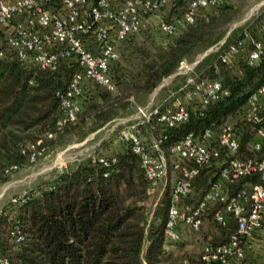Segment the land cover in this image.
<instances>
[{
  "label": "trees",
  "instance_id": "trees-1",
  "mask_svg": "<svg viewBox=\"0 0 264 264\" xmlns=\"http://www.w3.org/2000/svg\"><path fill=\"white\" fill-rule=\"evenodd\" d=\"M213 7V11L202 8L195 21L184 23L166 44L146 43V38L137 41L134 37L121 44L119 41L118 58L108 64L112 88L83 79L80 107L72 119L61 123L57 122L62 117L59 96L65 93L78 66L63 59L54 69L27 63L0 27V182L12 170L31 163L44 148L56 146L66 133L84 135L95 130L125 107L130 97L153 89L163 76L176 69L179 60L218 42L225 33L224 25L232 18L233 5L230 0H217ZM242 37L247 50L254 41L264 43V10L230 31L214 52L198 63L203 72L193 75L217 78L227 89L223 97L209 103L201 114H191L172 127L164 128L155 118L144 122L155 134L153 139L160 138L163 152L168 154L170 143L184 133L197 134L206 126L217 128L229 122L239 135L240 155H253L250 140L259 123L246 120L240 106L250 92L264 83V53L254 63H248L246 55H241L236 71L234 65L220 59L228 44ZM90 80L84 88V82ZM262 153L260 150L255 154ZM100 157L88 155L68 162L45 180L12 194L0 206V261L207 264L200 257L203 244L224 242L234 230L228 216L227 224L220 225L225 232L205 240L200 250L185 249L180 236L169 239L163 234L168 188L151 208L153 191L148 189L139 155L129 144ZM207 167L210 166H202L194 178L192 190L198 192L197 198L205 189L203 184L208 185L214 178L205 173ZM246 180L259 181L260 177L257 173L243 177L236 186ZM262 224L261 259L253 261L250 252H246L235 264H264V215ZM211 264L220 263L213 259Z\"/></svg>",
  "mask_w": 264,
  "mask_h": 264
},
{
  "label": "built area",
  "instance_id": "built-area-1",
  "mask_svg": "<svg viewBox=\"0 0 264 264\" xmlns=\"http://www.w3.org/2000/svg\"><path fill=\"white\" fill-rule=\"evenodd\" d=\"M174 0H0V27L8 34L18 56L34 62L42 68L54 69L58 60L73 62L78 69L71 76L65 93L60 94L62 117L72 119L80 107L79 94L85 78L107 89L112 88L108 64L116 57V44L130 33L157 29L167 36L179 32V25L195 21L202 8L215 5L217 0H185L177 15L158 17L153 24L150 15H157L159 8L169 6ZM56 9V12H52ZM18 16L14 23V16ZM42 29V31H40ZM89 37L92 39L90 40ZM244 38L230 42L220 54V59L234 65L242 55ZM264 53V43L254 41L246 52V61L254 63ZM235 59V61L232 60ZM184 59L177 69H191ZM188 88L182 99L160 104L147 109L137 106L139 122L152 118L165 127H172L188 119L191 114H201L206 106L223 97L227 89L217 78H196L190 72L185 76ZM242 116L259 123L252 134L251 156H241L240 139L229 122L217 128L204 127L199 133L187 132L168 146L170 170L175 172L169 185V202L163 225V234L169 239L179 235L182 220L191 229H198L203 216L210 210L212 219L219 225L227 224L228 216L234 224L226 241L202 246L201 259L211 264L217 259L220 264H235L246 252L259 243L264 215V83L249 93L240 106ZM119 138L129 144L139 155L140 164L147 180L148 189L156 190V199L163 192L167 175V161L160 138L145 145L139 130H123ZM263 150L261 155L256 151ZM102 158V157H99ZM202 166H213L211 176L203 193L193 204L184 202L194 186V178ZM257 173L259 181L236 182ZM5 259L0 261L4 264ZM256 264V263H253Z\"/></svg>",
  "mask_w": 264,
  "mask_h": 264
},
{
  "label": "rangeland",
  "instance_id": "rangeland-1",
  "mask_svg": "<svg viewBox=\"0 0 264 264\" xmlns=\"http://www.w3.org/2000/svg\"><path fill=\"white\" fill-rule=\"evenodd\" d=\"M233 5V14L232 18L228 23L224 25L225 33L219 39L218 42L208 45L202 50L193 53L191 56L185 58L184 62L186 66H190L191 69L187 72H190L192 75L200 74L202 66H198L199 61L206 55L214 52L218 44L222 43L226 35L237 28L238 26L243 25L245 22L250 20L254 15H256L261 10H264V0H230ZM181 4V3H180ZM176 0H174L169 6L159 8L156 12L157 15H150V19L154 24L158 17L170 18L172 14L177 15L179 10L182 8ZM215 8L213 5L207 6L203 11H213ZM52 12H56V9H52ZM18 16H14V20ZM183 24L179 25V29L183 27ZM42 31V29L40 30ZM134 37L137 41H140L146 38V43L152 42L156 45L166 44L172 36H167L161 33L157 29H148L140 30L129 34L125 39L119 42L121 44L125 40ZM90 40H92L89 37ZM119 44L115 46L116 58H118ZM247 52V44L244 46L243 51L241 52L245 56ZM114 59V60H115ZM111 60L109 63L113 62ZM235 61L234 58H232ZM27 62V61H26ZM27 63H34L32 61ZM35 64V63H34ZM185 66L181 69H176L165 76H163L157 85L144 94H139L137 97H130L129 103L119 109L116 114L104 122L101 126L95 130L89 131L84 135L77 132L66 133L63 139L56 144L54 147L48 146L40 152L36 158L28 164H25L21 167H18L12 170L8 177L0 182V206L14 193L21 192L24 189H27L37 182L45 180L51 176L55 171L59 170L66 163L72 162L73 160L82 159L85 156H104L110 153H113L116 150L123 149L126 144L125 141L119 138L121 132L126 129L136 128L139 130L140 138L150 147L153 141V132L149 131L144 122H139L140 116L138 115L137 106H144L149 109L154 105L161 103H168L175 98L182 99L184 91L188 88V85L185 84V76L187 72H183ZM236 71V68H235ZM203 76H206L203 73ZM91 83L90 81L84 82V88ZM103 87V86H101ZM105 88V87H103ZM80 100V97H79ZM242 114V113H241ZM165 159L167 161V175L164 184L163 191L168 188L170 182L174 179L175 172L170 170V158L171 156L163 152ZM215 170V167H207L205 173H209L211 176L212 171ZM207 183L203 184V188H206ZM153 191V199L151 203L149 202L151 208L154 207L155 203L158 201L156 199V190ZM163 193V192H162ZM198 192L193 191L192 193L184 199V202L188 204H193L197 199ZM161 196V195H160ZM224 229V230H223ZM225 228H222L217 224L211 217L210 210L202 218V222L198 229H191L186 223L182 220L179 223L178 231L183 242V247L187 250H200L198 249L200 245L205 240H209L211 236H217L225 232ZM261 243H256L253 246V249L250 252V257L253 261H259L261 259ZM241 264H247L242 262Z\"/></svg>",
  "mask_w": 264,
  "mask_h": 264
}]
</instances>
